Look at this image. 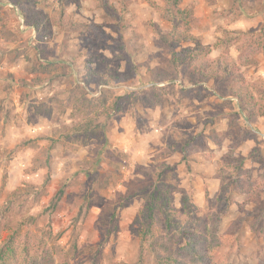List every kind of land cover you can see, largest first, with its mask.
<instances>
[{
  "label": "rangeland",
  "instance_id": "374dc122",
  "mask_svg": "<svg viewBox=\"0 0 264 264\" xmlns=\"http://www.w3.org/2000/svg\"><path fill=\"white\" fill-rule=\"evenodd\" d=\"M150 1L0 0L12 264H190L179 228L208 264H264V0H184L177 44ZM236 81L263 108L252 121Z\"/></svg>",
  "mask_w": 264,
  "mask_h": 264
},
{
  "label": "trees",
  "instance_id": "16d2710c",
  "mask_svg": "<svg viewBox=\"0 0 264 264\" xmlns=\"http://www.w3.org/2000/svg\"><path fill=\"white\" fill-rule=\"evenodd\" d=\"M101 7L108 9L109 7V0H95ZM121 4H125L126 0H117ZM184 0H164L165 2V7L163 8V18L170 22L171 25L173 26V31L171 34L168 36L169 39L174 40L175 44L179 42L177 38L180 37V34L188 33L190 34L191 32V24L193 21V11L191 10H186L182 8V3ZM206 1H211V0H206ZM150 4L152 2L148 0ZM154 5V4H152ZM112 6V5H111ZM113 8V6H112ZM262 32V36H264V26L259 30ZM188 39L189 36L187 37ZM178 41H176V40ZM172 55L174 58H176L179 54H176L175 50H172ZM177 63V61H175ZM217 66H221V64H225L224 66H228L227 63H222L221 60L217 61ZM225 75L220 76L221 80L227 79L229 77L227 73V69H224ZM242 80H240V83ZM235 83V84H234ZM236 82H233V88H232V93L234 92L233 96H236L241 102L245 101V105L242 106V111L247 115V119L249 121L254 120V117L257 115H260L261 111H263V108L255 102L253 94L248 91V88L246 86H242V84ZM245 160H242L240 170L243 169L244 167V162ZM64 194V191L61 190L59 193V196L57 197L56 201L58 202ZM229 203V202H228ZM183 206H187L186 203H184ZM173 216H170L168 222H174L172 220ZM169 224V228L172 227V224ZM184 230V229H183ZM181 230L180 231V236L182 238V241L185 240L186 246L184 250H188L189 257L188 260H190V264H208V260L206 259L205 256V243L202 242L203 238L200 237L195 231H188V230ZM15 244V237L12 235L8 242H6L5 246H2L0 248V264H12L11 259L12 257L15 258L16 252L13 249V246ZM10 254L13 256L10 258ZM157 263L159 264H186L182 263V259L176 257V256H160L159 259L157 260ZM141 264V263H139Z\"/></svg>",
  "mask_w": 264,
  "mask_h": 264
},
{
  "label": "built area",
  "instance_id": "2783aa9c",
  "mask_svg": "<svg viewBox=\"0 0 264 264\" xmlns=\"http://www.w3.org/2000/svg\"><path fill=\"white\" fill-rule=\"evenodd\" d=\"M19 21H20V26H21V28H25V26H26V24H25V19L24 18H22V16H20V18H19Z\"/></svg>",
  "mask_w": 264,
  "mask_h": 264
},
{
  "label": "crops",
  "instance_id": "0c3cea01",
  "mask_svg": "<svg viewBox=\"0 0 264 264\" xmlns=\"http://www.w3.org/2000/svg\"><path fill=\"white\" fill-rule=\"evenodd\" d=\"M258 14L260 15V12H258ZM258 14H257V15H258Z\"/></svg>",
  "mask_w": 264,
  "mask_h": 264
}]
</instances>
